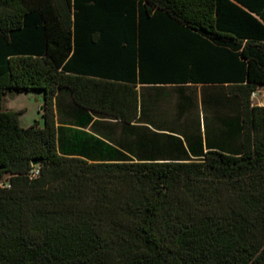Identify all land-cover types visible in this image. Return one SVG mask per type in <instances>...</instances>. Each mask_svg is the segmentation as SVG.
<instances>
[{"label": "trees", "instance_id": "16d2710c", "mask_svg": "<svg viewBox=\"0 0 264 264\" xmlns=\"http://www.w3.org/2000/svg\"><path fill=\"white\" fill-rule=\"evenodd\" d=\"M260 87L264 0H0V264H264Z\"/></svg>", "mask_w": 264, "mask_h": 264}, {"label": "rangeland", "instance_id": "374dc122", "mask_svg": "<svg viewBox=\"0 0 264 264\" xmlns=\"http://www.w3.org/2000/svg\"><path fill=\"white\" fill-rule=\"evenodd\" d=\"M198 107L195 108L187 115L181 122V127L193 132L196 130V119L200 118L202 121L204 118L208 120V129L212 132V137L214 135L220 134L223 131V126L219 121V117H226L230 114H233L232 108H223L222 111L217 110L214 106H206L202 107L201 98L203 95V88H196ZM176 98L177 95L174 94L172 96V104L169 102L162 103L158 110L156 111L157 115L161 118L165 117L168 119H172L171 115L175 114V106H176ZM168 101V100H167ZM170 101V100H169ZM252 103L254 105L264 106V87H260L258 91L252 96ZM44 105V98L42 94H38L36 92L30 93H12L7 95L4 102V108L8 111L13 112H21L19 117L20 124L24 128H28L33 125L36 121L40 122V126H43V118L41 113V108ZM203 130V129H202ZM230 143V142H229ZM238 143H230L229 149L237 148ZM6 181V178L2 180Z\"/></svg>", "mask_w": 264, "mask_h": 264}, {"label": "crops", "instance_id": "0c3cea01", "mask_svg": "<svg viewBox=\"0 0 264 264\" xmlns=\"http://www.w3.org/2000/svg\"><path fill=\"white\" fill-rule=\"evenodd\" d=\"M67 118V117H66ZM69 118H67L63 123H65V124H71L69 121ZM104 122H110V123H112V124H116V123H118V121H116V120H104ZM75 127V126H74ZM86 131H88L89 132V129H87Z\"/></svg>", "mask_w": 264, "mask_h": 264}, {"label": "water", "instance_id": "95a60500", "mask_svg": "<svg viewBox=\"0 0 264 264\" xmlns=\"http://www.w3.org/2000/svg\"><path fill=\"white\" fill-rule=\"evenodd\" d=\"M41 111H43V107L41 108ZM40 165V161L39 160H34L33 161V166H37Z\"/></svg>", "mask_w": 264, "mask_h": 264}]
</instances>
